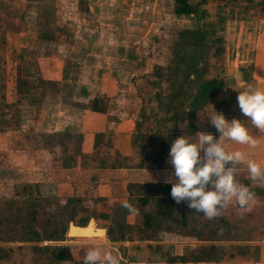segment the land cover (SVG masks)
<instances>
[{
  "label": "rangeland",
  "instance_id": "rangeland-1",
  "mask_svg": "<svg viewBox=\"0 0 264 264\" xmlns=\"http://www.w3.org/2000/svg\"><path fill=\"white\" fill-rule=\"evenodd\" d=\"M6 1L0 0V264H53L46 246L67 257L63 246L69 224L96 217L83 196L91 189L82 186L77 194L66 189L68 180L85 183L75 166L81 148L78 130L59 125L63 131L53 132V116L59 115L55 122L66 121L64 109L83 107L88 97L80 96L79 87L86 79L89 96L107 101L102 108L115 106L119 94L102 97L99 72L118 66L129 72L134 62L130 89L125 79L119 85L121 99L138 119L134 137L141 148L127 156V165L148 169L164 145L161 139L170 148L177 138L195 142L197 132L210 130L227 67L250 56L253 46L243 42L247 32L262 31V23L250 22L262 17L264 2L185 0L189 13L179 14V0ZM30 37L38 38L40 50H23L17 38ZM39 53L62 65L66 73L59 82L40 76L38 62L44 59L36 61ZM42 68L48 70V65ZM91 153L101 164L126 165L116 140L105 138ZM135 185L128 204L137 212L118 201L109 224L116 227L119 221L131 241L154 236L144 227L151 219L143 217L154 205L138 203L142 193ZM144 189L152 193L151 187ZM125 218L129 222L124 224Z\"/></svg>",
  "mask_w": 264,
  "mask_h": 264
},
{
  "label": "crops",
  "instance_id": "crops-1",
  "mask_svg": "<svg viewBox=\"0 0 264 264\" xmlns=\"http://www.w3.org/2000/svg\"><path fill=\"white\" fill-rule=\"evenodd\" d=\"M6 2L11 3L13 1ZM250 23H262V31H258L256 34L253 33L254 30L247 32L243 42H251L253 47L250 56L234 63L232 69L227 67L224 86L219 91L220 99L214 105V117L218 113L222 114L228 122L237 119L243 123L249 134L255 137L257 147L251 148L248 145L229 142L225 145V150L228 152L242 151L246 160L252 159L264 168V131L255 129L248 121L249 118L241 114L236 99L239 91H244L249 87L264 89V14ZM190 29V27L186 28V30ZM17 40L25 51L33 50L36 46L40 50L37 45L39 43L38 38H17ZM87 43L89 44V41ZM39 54H37V62L38 56L44 57ZM241 57L244 58V55L242 54ZM43 59V62H38L40 76L43 79L49 78V80L59 82L63 77L62 75L66 73L62 65L57 64L58 60L52 58ZM44 63L48 65V70L42 68ZM132 65L129 72L126 71V66H118L119 68L115 71L107 68L105 71L99 72V79L103 85V91H100L102 97L108 98L110 94H119L116 98V105L112 108L104 105L107 101H101L100 98L98 100L97 94L92 97L89 96L91 88L86 79L79 87L80 96L88 97L84 99L83 107L64 109L63 115L65 113L68 115L66 118L64 116L66 121L59 118L55 122L59 115L53 116V132L63 131V129H59V125H63L62 128H66L65 131L73 130L70 127L74 126L76 131L78 130L79 138H81L80 153L76 156L75 166H78L76 170L80 174H84L85 183L79 185L80 181L72 183L68 180L70 184L66 186V189L75 194L82 186H85L83 188L86 190L91 189V192L88 190L83 195L96 211V217L92 218L89 228L95 233V228L99 224L105 231V235L103 233L97 234L100 237H67L68 241L63 246L67 252V257L59 264H82L86 251L91 250L95 245H104L102 251L119 254L121 264H264V182H254L249 178L246 161L236 166L238 171L235 178L237 182L247 186L255 194L251 210L241 212L238 205L233 202L228 206L230 212L223 209L221 214L213 219H207L202 213L189 209L185 202L176 204L171 198V185L164 183L167 173L172 171L171 166L167 163L170 148L165 144V139H161V143L164 145L160 150L156 149L157 158L152 162L151 167L147 169L142 165L137 167L127 165V160H129L127 156L138 154L141 150L140 146L135 143L136 138L134 137L137 133L138 119L132 113L131 107L126 103L127 101L122 100L120 96L121 78L122 80L125 79L126 89L129 90L132 85L129 83V78L136 73L131 74ZM237 68H240L241 71L239 76H237ZM145 73L149 75L147 69H144L143 74ZM113 84H116V91ZM101 102L104 103L105 108H102ZM136 104L138 103L136 102ZM109 106H112V102ZM206 133L212 134L214 140L219 139L220 133L213 125ZM105 138L117 141V153L124 158L123 164L126 165L101 164L92 158L91 151H94L98 143ZM145 149L146 147L142 148V152ZM71 172L72 169L67 173L71 174ZM131 184H136L135 187L141 189L140 193L142 194L138 196V203L142 207L149 201L154 205L150 214H143L144 218L151 219L150 223H144V227H150V232L154 235L152 238H139L131 241L125 237L122 232L124 227L119 221L116 222V227L109 225L113 219L116 203L118 201L126 203L132 201ZM146 186L152 188L150 195L144 191ZM69 202L72 203V201ZM259 211L261 212L260 217ZM253 213L254 215L251 216ZM256 219H260L261 223H255L253 220ZM90 220L89 218L82 224H76L78 225L76 227L86 228ZM124 221L126 223L128 220L125 218L123 223ZM103 223L108 225H103ZM75 231L74 236L83 234L77 229ZM110 231L112 234L108 236ZM105 240L108 241L106 245L104 244ZM45 250L50 252V250ZM49 260L52 261L50 253ZM54 264L57 263L54 261Z\"/></svg>",
  "mask_w": 264,
  "mask_h": 264
},
{
  "label": "clouds",
  "instance_id": "clouds-1",
  "mask_svg": "<svg viewBox=\"0 0 264 264\" xmlns=\"http://www.w3.org/2000/svg\"><path fill=\"white\" fill-rule=\"evenodd\" d=\"M236 99L241 114L249 118L255 129L264 131V89L249 87L239 91ZM209 118L220 133L219 139L214 140L209 133L197 132L195 142L186 136L172 141L167 160L172 171L167 173L164 183L171 185L170 195L176 204L185 202L189 209L202 213L207 219L219 216L221 210L233 202L241 212H248L255 194L237 182L236 166L246 161L249 178L254 182H264V168L252 159L246 160L242 151H226L225 145L235 142L256 148L257 141L237 119L228 122L218 113ZM122 206L131 213L137 212L128 203ZM107 243L105 240L104 244ZM103 247L95 245L86 251L82 264H121L119 254L102 251Z\"/></svg>",
  "mask_w": 264,
  "mask_h": 264
},
{
  "label": "water",
  "instance_id": "water-1",
  "mask_svg": "<svg viewBox=\"0 0 264 264\" xmlns=\"http://www.w3.org/2000/svg\"><path fill=\"white\" fill-rule=\"evenodd\" d=\"M236 72H237V76H239V74L241 73L240 68H237ZM91 222H92V220L89 221V223H88L86 228L76 227L72 223H70L69 227H68V230H67V233H66V236L69 237V238H76V237L77 238L78 237H80V238H82V237L91 238V237H100V236L97 235L98 233H103V235H105V231L103 229H99V228H95V233H93L92 229L89 228ZM88 228H89V230H87ZM76 229L79 230L83 234H81L79 236H74V234H76V231H75ZM70 235H72V236H70Z\"/></svg>",
  "mask_w": 264,
  "mask_h": 264
},
{
  "label": "trees",
  "instance_id": "trees-1",
  "mask_svg": "<svg viewBox=\"0 0 264 264\" xmlns=\"http://www.w3.org/2000/svg\"><path fill=\"white\" fill-rule=\"evenodd\" d=\"M179 1L182 2L183 9H176L175 12L176 13H179V14H187V13H189L188 5H187L186 1L185 0H179ZM62 232H63L62 234H65L66 233L64 230ZM111 234H112L111 231L108 232V236H111ZM45 249L50 250V252H49L50 253V259L52 261H55L57 264H59V262L62 261L65 258L63 252L62 253H58V250L57 249L53 250V249H51L49 247H47Z\"/></svg>",
  "mask_w": 264,
  "mask_h": 264
},
{
  "label": "built area",
  "instance_id": "built-area-1",
  "mask_svg": "<svg viewBox=\"0 0 264 264\" xmlns=\"http://www.w3.org/2000/svg\"><path fill=\"white\" fill-rule=\"evenodd\" d=\"M7 1H9V2H10V1H13V0H7Z\"/></svg>",
  "mask_w": 264,
  "mask_h": 264
}]
</instances>
